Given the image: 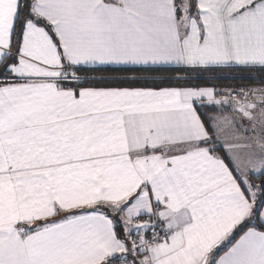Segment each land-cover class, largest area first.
Segmentation results:
<instances>
[{"label":"crops","instance_id":"crops-1","mask_svg":"<svg viewBox=\"0 0 264 264\" xmlns=\"http://www.w3.org/2000/svg\"><path fill=\"white\" fill-rule=\"evenodd\" d=\"M194 3L33 0L50 30L27 21L15 52L21 0H0V63L16 61L12 82L0 84V264H208L250 224L212 264H264V230L253 226L259 190L251 200L242 182L264 173L263 155L256 162L262 152H251L245 178L231 160L241 142L264 139V107L230 104L210 136L194 104L223 107L211 103V89L58 84L62 60L93 69L264 68V0ZM229 115L243 127L224 130ZM95 205L120 210L124 242L118 224L87 210ZM144 218V232L160 222L172 235L133 252L130 224ZM257 221L264 226V202Z\"/></svg>","mask_w":264,"mask_h":264},{"label":"trees","instance_id":"trees-1","mask_svg":"<svg viewBox=\"0 0 264 264\" xmlns=\"http://www.w3.org/2000/svg\"><path fill=\"white\" fill-rule=\"evenodd\" d=\"M180 0H175V5L178 7ZM195 7L194 0H190L189 10ZM178 13V10H177ZM31 21L37 26L44 28L46 31L50 30L47 22L33 12V0H21L18 15L14 25L12 48L15 52L18 51L21 41L22 31L25 23ZM15 57L6 56L0 63V84L6 83V81L12 82V77L8 71L10 65L14 64ZM62 65H68V63L62 60ZM74 69V74L77 75L80 80H75L72 83L70 81L59 80L58 84L63 88H69L76 90L82 87H95V88H148V89H162L166 87L177 88H189L200 89L208 88L214 91L216 89L224 87H238V86H251L254 85L258 79L262 80L264 84V68H232V69H189V68H144V69H93V68H79L71 67ZM222 72H228L233 78L227 80H220L211 78L210 75L217 76ZM182 75L183 77H179ZM192 76V77H191ZM208 76V77H204ZM179 77V78H178ZM199 116L207 128L209 135L212 136L210 125L213 124L214 118L223 113V108L215 107L214 105H207L204 102H198L194 104ZM221 151V150H218ZM258 181L259 189V201L254 211L255 223L253 226L258 230H264L257 221V216L260 208L264 202V173L255 177ZM42 222H38L35 225L27 226L23 231L25 233L42 226ZM252 226L245 225L238 229L230 239L219 248L208 264H212L214 257H217L222 251L235 240L244 228ZM115 233L121 242L125 241L124 227L121 224L114 225Z\"/></svg>","mask_w":264,"mask_h":264},{"label":"rangeland","instance_id":"rangeland-1","mask_svg":"<svg viewBox=\"0 0 264 264\" xmlns=\"http://www.w3.org/2000/svg\"><path fill=\"white\" fill-rule=\"evenodd\" d=\"M189 6H190V0H182V2H180V4H179L180 9H182V10H184L185 8L189 9ZM73 72H74V69H72L71 67L66 66V65H62L57 77H59L60 80H62V81H70L71 83L75 80L79 81L80 78L77 75H75ZM179 77H183V76L180 75ZM204 77H208V76H204ZM210 77L215 78V79H220V80H227V79L233 78V76L231 74L229 75L228 72H222V73L218 74L217 76L210 75ZM16 81H21V80H16ZM261 81L262 80L258 79V81L254 85H251V86L224 87V88L221 87L219 89H216L215 99H216V97L218 99L211 102V103L219 104L220 102H222L223 107L215 106V107H220V108H226V107H229L230 104L231 105L236 104V105H238L239 108L244 109V110H250V109L255 110L256 108H259L260 106L264 107L263 105H257V104H253V103H250L248 101L242 100L236 95V92L239 89H247V90H254V91L264 90V84L261 83ZM207 93H211V90H207ZM209 105H211V104H209ZM247 113L248 112H245V115ZM237 124H239L241 127H243V123L240 121L239 118H237L236 116L229 115L225 118L223 127H224V130H226L229 126L237 125ZM214 126H216L215 127L216 130H218V129L221 130V127H219V126L217 127V125H214ZM238 135L240 137L246 136L245 134H240V133H238ZM220 146H222V144ZM237 146H239V148L235 149V153H234L237 156V158L235 159L237 163L235 162V160L233 158H231V160L235 164L236 172L241 176V178H245L243 175V172H246L248 167L250 166V163L247 164V161L249 159L251 160L253 157L251 152H253V153L262 152V154H257L256 158H254V160L256 162H259L260 161L259 155H263L261 160H262V162L264 161V139H258V140L253 141V142L248 141V144L246 143V141H244L243 143L241 142L240 145H237ZM239 166H241V167H239ZM244 167H247V169L243 170ZM258 173H254V174H258ZM259 176L251 177L250 182L247 181L246 179L242 180L251 200H253V197H255L254 196L255 190L256 191L259 190L258 189V185H259L258 181L256 179H254L255 177H259ZM255 201H256V204H258L259 198L257 197V200H255ZM130 225H131V233L127 234V236L129 235L128 237H130L132 242H134L135 232L137 229L140 228L139 229L141 231L140 235L143 236V232L145 229L141 230V228L144 227V224L138 225L137 222H134V223L132 222ZM147 231L148 230H146V232ZM227 241H228V239H226L224 243H226ZM134 245H135V243H132V247Z\"/></svg>","mask_w":264,"mask_h":264},{"label":"built area","instance_id":"built-area-1","mask_svg":"<svg viewBox=\"0 0 264 264\" xmlns=\"http://www.w3.org/2000/svg\"><path fill=\"white\" fill-rule=\"evenodd\" d=\"M236 95L242 100L264 106V91L239 89L237 90ZM154 216L159 219L157 212L154 213ZM146 222V218L137 220L138 225H142ZM140 234L141 231L137 229L133 242L135 245L132 247L133 252L145 253L157 246L160 242L168 240L172 235L170 228L160 222L158 225L149 228L146 233L143 232V236Z\"/></svg>","mask_w":264,"mask_h":264},{"label":"water","instance_id":"water-1","mask_svg":"<svg viewBox=\"0 0 264 264\" xmlns=\"http://www.w3.org/2000/svg\"><path fill=\"white\" fill-rule=\"evenodd\" d=\"M95 209H98L100 211H102L107 217H109L110 219H112L115 224H120L121 220L119 218V211L117 210L115 213H111V211L102 205H95L94 207H91L90 209H87L88 211H93Z\"/></svg>","mask_w":264,"mask_h":264}]
</instances>
